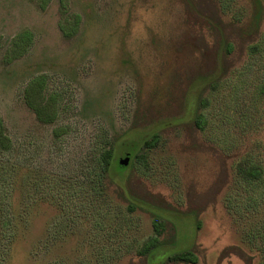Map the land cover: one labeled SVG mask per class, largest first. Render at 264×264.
I'll return each mask as SVG.
<instances>
[{
	"label": "rangeland",
	"instance_id": "1",
	"mask_svg": "<svg viewBox=\"0 0 264 264\" xmlns=\"http://www.w3.org/2000/svg\"><path fill=\"white\" fill-rule=\"evenodd\" d=\"M63 1L68 16H82L72 38L59 26L61 0H0V116L13 142L0 156V264H142L136 248L153 232L150 214L125 216L113 203L111 217L97 222L85 196L75 195L76 182L101 129L125 135L138 102L159 84L170 89L166 96L179 94L186 71L196 68L188 45L200 41L198 19L187 0ZM192 1L212 9L225 3L226 20L253 10L252 0ZM25 29L34 34L30 49L9 60L12 39ZM261 33L263 39L264 21ZM261 63L245 50L225 84L205 92V128H169L141 175L175 207L202 208L194 236L199 259L190 264H264L263 201L255 213L232 207L239 195L234 163L251 153L263 165L264 101L254 97ZM39 75L57 95L50 125L38 122L25 100ZM241 195L238 205L247 203Z\"/></svg>",
	"mask_w": 264,
	"mask_h": 264
},
{
	"label": "trees",
	"instance_id": "2",
	"mask_svg": "<svg viewBox=\"0 0 264 264\" xmlns=\"http://www.w3.org/2000/svg\"><path fill=\"white\" fill-rule=\"evenodd\" d=\"M252 1L253 10L250 15H238L235 19L226 20L222 16L227 9L225 3H220L219 7L214 3L212 9L187 0L190 14L198 19L195 31L200 41L198 44L190 41L188 45L189 51L193 53L191 62L196 64V68L186 71L187 79L180 81L179 86L183 82L184 85L177 90L179 94L175 96L171 92V96H166L170 89L166 85H157L151 99L138 102L131 127L125 135H110L101 129L91 141L82 176L76 182L75 195L79 198L81 194L85 196L82 204L90 203L91 214L97 222L100 218L104 220L111 217L113 203L122 208L120 213L125 216L137 210L150 214L153 232L136 248V255L142 264H190L199 259L194 236L200 228L199 212L202 208L197 205H191L185 210L175 207L163 195L149 189L141 175L147 174L150 155L160 146L169 128L184 127L188 131L194 127L205 128V108L210 102L205 92L216 91L225 84L232 67L242 58L245 50L251 59L261 57L263 74L256 79L254 97L263 98L264 101V34L261 38L264 3L262 0ZM61 7L65 18L59 24L60 29L65 37L72 38L79 31L82 16L79 13L68 16L67 3L63 0ZM33 38L34 34L29 29L19 32L11 41L8 59L14 60L25 54ZM56 99L55 92H47L46 79L42 75L34 77L25 89L26 103L43 125L57 121ZM12 148V139L0 116V156ZM120 156L129 158V164L124 168L129 171L126 175V170L119 168L116 163ZM234 167L237 182L235 192L239 195L234 197L232 207L236 210L242 207L246 210L254 208L255 213L258 211L256 207L263 201L264 208V156L262 165L251 153H245L234 163ZM117 174L123 177L117 179ZM260 187H263V191L259 194ZM240 193L247 200L246 204L244 201L240 205L236 204ZM189 224L193 225V230L188 228ZM238 250L241 256L249 260L241 249Z\"/></svg>",
	"mask_w": 264,
	"mask_h": 264
},
{
	"label": "water",
	"instance_id": "3",
	"mask_svg": "<svg viewBox=\"0 0 264 264\" xmlns=\"http://www.w3.org/2000/svg\"><path fill=\"white\" fill-rule=\"evenodd\" d=\"M118 164L121 168L126 167L129 164V158L128 157H121L118 161Z\"/></svg>",
	"mask_w": 264,
	"mask_h": 264
}]
</instances>
